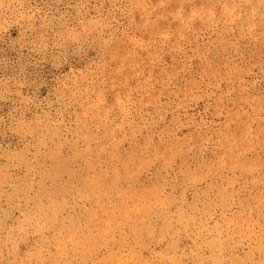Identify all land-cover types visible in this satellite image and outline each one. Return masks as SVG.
<instances>
[{
  "label": "clouds",
  "instance_id": "obj_1",
  "mask_svg": "<svg viewBox=\"0 0 264 264\" xmlns=\"http://www.w3.org/2000/svg\"><path fill=\"white\" fill-rule=\"evenodd\" d=\"M258 90L264 0H0V264H264Z\"/></svg>",
  "mask_w": 264,
  "mask_h": 264
},
{
  "label": "rangeland",
  "instance_id": "obj_2",
  "mask_svg": "<svg viewBox=\"0 0 264 264\" xmlns=\"http://www.w3.org/2000/svg\"><path fill=\"white\" fill-rule=\"evenodd\" d=\"M249 55L251 56L253 54L249 53ZM196 71H198V69H196ZM183 85H184V81H179L178 82V86H183ZM256 95L261 98V102H264V90H258Z\"/></svg>",
  "mask_w": 264,
  "mask_h": 264
}]
</instances>
